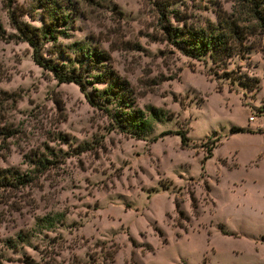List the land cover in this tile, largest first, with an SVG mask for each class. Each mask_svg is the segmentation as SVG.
Returning a JSON list of instances; mask_svg holds the SVG:
<instances>
[{
	"label": "rangeland",
	"instance_id": "rangeland-1",
	"mask_svg": "<svg viewBox=\"0 0 264 264\" xmlns=\"http://www.w3.org/2000/svg\"><path fill=\"white\" fill-rule=\"evenodd\" d=\"M42 1L66 21L39 54L80 67L83 92L13 37L8 11L39 29ZM222 15L253 24L235 0H0V173L27 180L0 186V264H264V34L213 64L162 30ZM79 48L107 59L85 72ZM103 69L149 122L138 137L116 99L87 102Z\"/></svg>",
	"mask_w": 264,
	"mask_h": 264
},
{
	"label": "trees",
	"instance_id": "trees-1",
	"mask_svg": "<svg viewBox=\"0 0 264 264\" xmlns=\"http://www.w3.org/2000/svg\"><path fill=\"white\" fill-rule=\"evenodd\" d=\"M10 3V0H6ZM12 1V0H11ZM240 5L245 14L252 20L253 24L250 26L240 25L237 18L232 16H217L214 24L208 23L202 27L182 26L181 28H173L167 30L162 27L164 35L174 47L183 55L191 58L202 57L206 55L211 63L222 64L226 59L238 55L244 47V41L247 37L257 32L264 34V0H235ZM9 7V4H8ZM57 6H47L44 1L40 2L42 15V26L39 29H33L26 24H20L13 18L12 11H8V17L13 25L16 35L14 38L26 42L32 49V58L34 63L45 71H48L58 83H73L80 91L83 92L85 82L83 75L80 72V67L74 73L75 67L71 70L65 71L60 64L56 62H48L42 60L39 54V40H55L54 28L59 23L66 21V15L62 14L55 8ZM163 8V6H162ZM56 9V10H55ZM160 19L163 18V10L158 11ZM0 33L1 27H0ZM1 37V36H0ZM86 59L89 67L84 68L83 71L95 70L96 64H100L107 58L104 54L92 48L91 51L79 48L77 62ZM102 68V67H101ZM106 68V67H103ZM89 73V72H88ZM91 79L96 83H104L105 87L100 90H94L90 95H86V100L89 104L94 105L95 100L99 98L100 101H107L109 99H116L120 103L119 110L112 114L114 121L120 122L122 125H129L128 130L133 136L138 137L139 132L148 128L149 122L143 119L138 110L130 109L127 101L126 89L127 85L121 81L117 76L111 73L108 69L97 71L91 76ZM127 108V109H125ZM108 114L107 108L102 107ZM162 114L160 110L150 108L151 120L157 121L158 116ZM181 145H184L185 136L182 132H177ZM207 154L209 149L207 148ZM37 166L42 167L41 161L37 160ZM13 177V178H11ZM0 173V186H6L13 181L17 184L27 183L26 178L22 176H11Z\"/></svg>",
	"mask_w": 264,
	"mask_h": 264
}]
</instances>
